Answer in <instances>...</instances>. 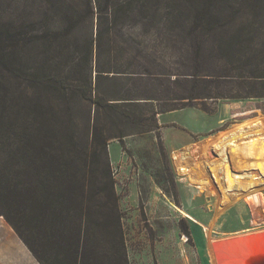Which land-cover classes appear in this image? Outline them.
Masks as SVG:
<instances>
[{
  "label": "trees",
  "instance_id": "16d2710c",
  "mask_svg": "<svg viewBox=\"0 0 264 264\" xmlns=\"http://www.w3.org/2000/svg\"><path fill=\"white\" fill-rule=\"evenodd\" d=\"M205 30L210 79L138 40ZM221 99H264V0H0V217L40 264H131L109 143Z\"/></svg>",
  "mask_w": 264,
  "mask_h": 264
},
{
  "label": "rangeland",
  "instance_id": "374dc122",
  "mask_svg": "<svg viewBox=\"0 0 264 264\" xmlns=\"http://www.w3.org/2000/svg\"><path fill=\"white\" fill-rule=\"evenodd\" d=\"M203 33V56L187 31L138 40L159 46L162 70L210 79L226 64ZM157 121L108 146L130 263L214 264L215 242L264 231V99L205 100ZM233 132L239 142L230 143Z\"/></svg>",
  "mask_w": 264,
  "mask_h": 264
},
{
  "label": "bare ground",
  "instance_id": "6f19581e",
  "mask_svg": "<svg viewBox=\"0 0 264 264\" xmlns=\"http://www.w3.org/2000/svg\"><path fill=\"white\" fill-rule=\"evenodd\" d=\"M259 251H264V231L215 242L212 257L214 264H253L252 256H261Z\"/></svg>",
  "mask_w": 264,
  "mask_h": 264
},
{
  "label": "crops",
  "instance_id": "0c3cea01",
  "mask_svg": "<svg viewBox=\"0 0 264 264\" xmlns=\"http://www.w3.org/2000/svg\"><path fill=\"white\" fill-rule=\"evenodd\" d=\"M164 115L165 114L162 116ZM241 131L243 132L244 130ZM251 132L244 131V137L247 136V133ZM191 133L196 134L197 132L193 131ZM255 134H253L252 137L257 135ZM232 141L235 143L239 142L237 132L231 134L230 143H232ZM230 147L233 146L230 144ZM232 160L233 158L231 157V161ZM0 264H40L15 230L3 217H0Z\"/></svg>",
  "mask_w": 264,
  "mask_h": 264
},
{
  "label": "water",
  "instance_id": "95a60500",
  "mask_svg": "<svg viewBox=\"0 0 264 264\" xmlns=\"http://www.w3.org/2000/svg\"><path fill=\"white\" fill-rule=\"evenodd\" d=\"M259 252H261V256H259L257 254L252 256L251 261H252L253 264H262L264 262V259H263L264 258V251H259ZM261 257H262L263 261L260 259Z\"/></svg>",
  "mask_w": 264,
  "mask_h": 264
}]
</instances>
